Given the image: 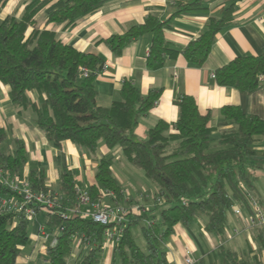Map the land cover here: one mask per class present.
Instances as JSON below:
<instances>
[{"label":"trees","instance_id":"obj_1","mask_svg":"<svg viewBox=\"0 0 264 264\" xmlns=\"http://www.w3.org/2000/svg\"><path fill=\"white\" fill-rule=\"evenodd\" d=\"M10 0H0V82L10 87V99L22 113L31 111L35 123L59 150L70 140L79 147L95 152L104 142L110 149L121 147L126 159L142 170L157 187L153 205L140 214H130L124 233L115 249L121 264H169L162 242L175 232L179 223L189 224L197 217H206V229L223 236L233 206L239 204L248 213L255 173L263 169L258 159L255 141L264 136V120L246 115L240 108L226 106L222 114L233 126L216 140L210 126L211 113H202L193 97L184 96L179 102V117L171 126L159 121L148 132L146 140L134 135L140 116L146 115L158 100L160 91L153 90L142 99L136 87L125 82L121 100L110 107L97 103L95 79L104 68V60L95 54L79 51L64 43L51 29H40L36 17L52 0H26L20 18L4 14ZM63 5L47 15V25L65 28L97 12L108 0H61ZM204 0L177 2V15L202 10ZM233 4L223 9L221 17H211L207 30L183 51L173 48L164 37L166 23L149 17L143 24L131 27L124 35H112L105 42L115 54H120L132 41L145 34L153 35L147 57L152 69L161 68L168 58L180 53L190 64L202 66L209 57L217 34L232 22ZM88 69L85 77L82 69ZM264 73V52L254 57H238L217 70L220 85L252 93L259 87ZM32 94L36 95L33 99ZM140 103V104H139ZM9 133L0 123V168L20 173L28 161L25 143L13 139L14 148L7 153L2 144ZM60 154V158H61ZM113 161L103 158L96 178L102 189L115 194L117 204L125 202L123 188L112 171ZM59 191L66 207H78L75 179L69 169L60 164ZM29 182L34 191L49 192L43 169L32 170ZM246 186L247 192L241 188ZM93 200L101 197L98 187L89 189ZM0 194L12 192L0 184ZM157 197L165 205L156 203ZM43 214V213H42ZM48 217L50 231L64 226L55 246L48 248L50 264H66L74 254V237L94 243L77 264H100L108 227L79 215L68 220L52 213ZM29 220L25 215L0 212V264H17L21 247L29 243ZM141 226L146 240L144 251L137 244L131 228ZM257 236L264 248V227L257 226ZM86 238L89 240L87 241ZM219 263L198 260L195 264H264L259 255L239 257L234 251L221 248Z\"/></svg>","mask_w":264,"mask_h":264},{"label":"crops","instance_id":"obj_2","mask_svg":"<svg viewBox=\"0 0 264 264\" xmlns=\"http://www.w3.org/2000/svg\"><path fill=\"white\" fill-rule=\"evenodd\" d=\"M178 1L181 0H108L97 12L79 20L74 27L65 28L47 25V15L63 5L61 0H52L39 12L36 21L40 29L55 31L64 43L104 60V68L95 79L97 103L100 106L110 107L121 100L125 82L132 83L142 99L153 90L160 91L158 100L146 115L140 116L134 128V135L139 140H146L149 130L159 121L167 122L173 130L179 117V102L184 96L193 97L202 113H211L210 126L216 140L223 131L233 126L223 116V107L240 108L246 115L264 120V73L259 77V87L252 93L222 86L213 77L217 70L238 57H258L264 52V0H204V9L177 15ZM25 2L10 0L4 14L20 18ZM231 4L232 22L217 34L209 57L202 66L190 64L180 53L175 58H168L163 67L150 68L147 57L153 35L149 33L129 43L120 54H115L105 42L112 35H124L131 27L143 24L149 17H155L167 24L164 30L166 41L181 52L207 30L211 17H221L223 9ZM9 93L10 87L0 82V123L9 133L8 150L12 152L15 138L22 140L27 149L28 161L19 173L22 178L28 179L32 170L43 169L46 187L60 193L62 163L71 171L76 189L89 190L96 186L101 194L99 200L103 204L128 206L117 204L115 194L108 195V191L102 189L97 181L100 161L103 158L111 159L112 171L123 188L125 202L132 201L129 206L152 207L157 187L143 175L144 172L138 171L126 159L121 147L110 149L104 142H100L97 150L92 152L67 140L59 150L36 125L31 111L19 113L15 109ZM32 97L36 99L35 94ZM255 148L258 159L264 160V136L256 138ZM262 166L263 169L255 173L249 200L251 205L253 200L256 201L264 211V163ZM241 210L240 215L231 212L232 220L230 223L227 220L223 236L206 229V217H197L189 224H177L174 234L162 242L169 264H186L187 251L194 264L200 259L219 263L221 248L234 251L240 258L259 255L264 262V248L260 240L255 239L257 226L264 227V224L253 225L251 218L254 214L248 213L243 207ZM47 222L48 217L44 213L31 219L30 241L21 247L17 264H50L48 248L53 247L55 240L58 242L62 231L60 227L50 231ZM43 227L48 237L43 235ZM80 238L77 235L74 237V254L66 264H77L78 257L94 246V243H83ZM117 245L107 242L105 238L100 264H121L115 256Z\"/></svg>","mask_w":264,"mask_h":264},{"label":"built area","instance_id":"obj_3","mask_svg":"<svg viewBox=\"0 0 264 264\" xmlns=\"http://www.w3.org/2000/svg\"><path fill=\"white\" fill-rule=\"evenodd\" d=\"M83 75L87 77L89 75L88 69H82ZM213 77H216L213 75ZM0 184L9 189L12 194H0V212L14 213L19 216L25 215L29 220L37 217L40 213H52L60 216L64 220H68L71 216L79 215L83 218H89L95 223L108 227L105 231L106 241L112 244L120 243L122 235L125 229V223L128 221L130 214H140L147 208L143 205L134 206H109L103 204L102 200H93L89 190L77 189V203L78 207H66V210H62L65 197L58 192H43L34 191L31 183L28 179L22 178L19 173H14L8 170L0 168ZM241 188L247 192L246 186L241 184ZM108 195L113 196V193L107 192ZM156 203L159 206L165 205V200L157 197ZM254 216L251 218L253 225L264 224V211L262 207L253 200L251 205ZM233 212L236 215L242 213L241 206L235 204L233 206ZM64 226L60 227L63 231ZM43 235L48 237L44 227L41 229ZM84 238H80V241L84 242ZM88 241V239L86 238ZM57 244V240L53 243V246ZM186 264H194L189 251H187Z\"/></svg>","mask_w":264,"mask_h":264},{"label":"rangeland","instance_id":"obj_4","mask_svg":"<svg viewBox=\"0 0 264 264\" xmlns=\"http://www.w3.org/2000/svg\"><path fill=\"white\" fill-rule=\"evenodd\" d=\"M2 150L4 152H7V153H10L11 151L8 150V140H6L3 144H2ZM136 168V167H135ZM137 169V168H136ZM138 171H140L141 173H143L142 170H139L137 169ZM144 175V173H143ZM29 180V179H28ZM131 190H134L133 187H131ZM52 191V190H50ZM55 192V191H54ZM232 214L229 215V219H228V223L231 222L232 220ZM141 226L142 225H136V226H133L131 228V231H132V234L136 240V242L138 243V245L143 249V250H146L147 249V243H146V240L141 232Z\"/></svg>","mask_w":264,"mask_h":264}]
</instances>
